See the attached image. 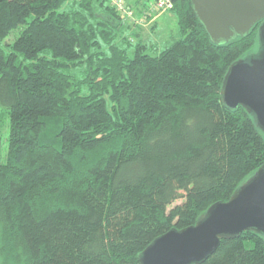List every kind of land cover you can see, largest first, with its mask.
Segmentation results:
<instances>
[{"label": "trees", "instance_id": "16d2710c", "mask_svg": "<svg viewBox=\"0 0 264 264\" xmlns=\"http://www.w3.org/2000/svg\"><path fill=\"white\" fill-rule=\"evenodd\" d=\"M124 1L149 19L153 0ZM173 3L179 39L153 55L110 0H0V264H142L264 164L256 118L221 95L261 22L216 44L191 0ZM196 264H264V235Z\"/></svg>", "mask_w": 264, "mask_h": 264}, {"label": "water", "instance_id": "95a60500", "mask_svg": "<svg viewBox=\"0 0 264 264\" xmlns=\"http://www.w3.org/2000/svg\"><path fill=\"white\" fill-rule=\"evenodd\" d=\"M212 40L230 42L248 34L257 23L259 49L232 64L221 90L230 108L242 106L264 131V0H191ZM264 235V164L237 188L226 203L208 210L192 227L172 229L161 235L141 255L142 264H196L206 260L223 239L244 231Z\"/></svg>", "mask_w": 264, "mask_h": 264}, {"label": "rangeland", "instance_id": "374dc122", "mask_svg": "<svg viewBox=\"0 0 264 264\" xmlns=\"http://www.w3.org/2000/svg\"><path fill=\"white\" fill-rule=\"evenodd\" d=\"M140 19L141 21L138 23L142 24L140 25V31L142 28V37L140 38L148 42V48L146 50L148 54L159 55L163 49L173 44L176 39H179L177 19L169 11L154 14L148 20H144L143 18ZM17 35V31L14 30L7 39V42ZM257 51L258 48H256L252 54L254 55ZM10 127L8 109L2 106L0 107V163L6 162L8 157ZM181 202L182 200L177 202V204Z\"/></svg>", "mask_w": 264, "mask_h": 264}, {"label": "built area", "instance_id": "2783aa9c", "mask_svg": "<svg viewBox=\"0 0 264 264\" xmlns=\"http://www.w3.org/2000/svg\"><path fill=\"white\" fill-rule=\"evenodd\" d=\"M111 6H115L125 17L131 19L136 24L141 20L135 16V12L126 4L124 0H110ZM174 6L173 0H153L148 9H144V17L150 18L154 14L168 12Z\"/></svg>", "mask_w": 264, "mask_h": 264}]
</instances>
